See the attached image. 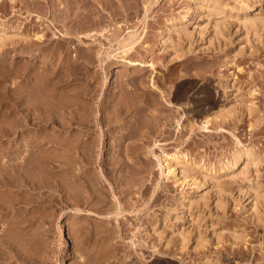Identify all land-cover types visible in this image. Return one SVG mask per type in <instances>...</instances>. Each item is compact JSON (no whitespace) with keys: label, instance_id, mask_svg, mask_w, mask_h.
<instances>
[{"label":"rangeland","instance_id":"rangeland-1","mask_svg":"<svg viewBox=\"0 0 264 264\" xmlns=\"http://www.w3.org/2000/svg\"><path fill=\"white\" fill-rule=\"evenodd\" d=\"M211 1L153 0L146 11L145 0H0V25L44 37L0 42V161L22 158L11 162L24 165L11 180L40 181L34 190L19 185L18 199L31 200L19 199L15 209L0 189L7 200L0 264H264V0ZM59 29L70 33L61 36ZM127 30L138 41L122 52ZM78 32H94L102 45L89 36L78 40ZM76 96L77 111H86L78 116L91 118L93 109L99 124L61 128L41 117L42 105L60 112ZM81 98L93 102L91 110ZM120 105L124 111L116 115ZM56 108L42 111L54 116ZM38 111L39 126L21 123ZM72 133L94 146L82 151L94 160L82 175L95 195L83 182L88 191L80 187V195L91 197L76 195L81 201L64 194L70 178L60 175L71 165L62 148L68 152ZM23 143L36 144L38 160L45 151L60 157L58 164L55 157L45 163L46 153L34 161L32 167L45 163L51 175L42 178L40 164L37 175L33 162L22 161ZM3 170L7 180L12 172Z\"/></svg>","mask_w":264,"mask_h":264},{"label":"bare ground","instance_id":"bare-ground-1","mask_svg":"<svg viewBox=\"0 0 264 264\" xmlns=\"http://www.w3.org/2000/svg\"><path fill=\"white\" fill-rule=\"evenodd\" d=\"M154 1H155V0H154ZM203 1H204L206 4H208V5H212L213 2H214V1H211V0H203ZM152 3H153V0H145L143 6H145L144 8L146 9V11H147L148 7L150 6V4H152ZM214 3H215V2H214ZM54 5H55V4H54ZM215 5H216V4H215ZM216 6H217V5H216ZM218 6H220V5H218ZM221 8H223V6H221ZM75 10H76V9H75ZM73 11H74V10H73ZM77 11H78V9H77ZM31 12H32V11L29 12L30 15H31ZM75 12H76V11H75ZM75 12H74V13H75ZM78 12H79V11H78ZM35 13H36V12H35ZM76 13H77V12H76ZM33 14H34V13H32V15H33ZM77 14H78V13H77ZM40 15H41V14H36L35 17L39 20L40 18H38V17H41V16H42V15H41V16H40ZM37 16H38V17H37ZM42 17H43V16H42ZM41 20H42V19H41ZM48 24H49V23H48ZM249 24H252V21H250ZM21 30H22V29H21L19 26H7V25L5 26V25H0V42L2 41L1 43H3V41H6V39H8L9 41H11V39H9V38H12V39H14V40H15V38H17V40L20 39V41H22V39L25 40L26 38H29V39H27V40H30L31 36H27V35L23 34ZM59 30H60V29H59ZM65 31H66V32H65ZM65 31H64V29H63V30H60V31H58V32H59L58 34H60L61 36H68V35H69L68 33H70V32H69L68 30H65ZM134 31H135V30H134ZM134 31H133V30H127V32H128L127 37L120 39V40H121V41H120V44L123 46V48H122V52H126L128 49L132 48V47L137 43L136 41H138V39L135 38V37H136V32H134ZM55 32H56V31H55ZM75 33H76V32H75ZM101 33H102V32H101ZM41 34H42V32H41L40 34H38V33H34L33 36H32V38H33L34 40H36V39L39 40L40 38H41V39H42V38L44 39V37H42L43 34H42V36H41ZM73 34H74V33H73ZM93 34H94V32H83V33H79V32H78V33L75 34V35H76V37L78 38V40H81V41H82V38H85L86 36L91 37V40L95 41L96 38H95V36H92ZM28 35H29V34H28ZM32 38H31V39H32ZM38 38H39V39H38ZM33 39H32V40H33ZM98 40H99V38H98L96 41H97L99 44H101L102 41L100 40V41H101V42H100V41H98ZM40 41H41V40H40ZM81 41H80V42H81ZM118 43H119V42H118ZM99 44H98V45H99ZM101 45H102V44H101ZM100 47H102V46H99V48H100ZM99 48H98V49H99ZM27 53H28V52H27ZM75 53H76V52H75ZM94 53H95V51H94ZM28 54L31 55L30 53H28ZM100 54H101L100 50H97V52H96L95 55H96V57H97V56H100ZM72 55H75V54H72ZM92 55H93V54H92ZM75 57H76V56H75ZM98 58H100V57H98ZM74 59H75V58H74ZM100 60H101V59H100ZM129 64H139V65H143V64H146V63H145L144 61H141V60H139V61H138V60H129ZM149 64H152V63L150 62ZM39 95H41V94H39ZM39 95H38V96H39ZM80 96H82V95H80ZM43 97H44V96H43ZM51 97H52V96H51ZM51 97H50V98H47V100L50 101V100H51ZM76 97H77V99H78V100H76V101H74L75 99H73V98H71V100H73V102H72L71 100L66 101L67 104H66L65 107H63V106H64V102H62V104H63V105H62V107H63V111L61 110L62 112H61V111H60V112L58 111V109L60 110V107H57V108H56V106H55V107L52 108L51 106H49V105L46 103V104L49 106V107H48L49 110H50V111H49L47 108H46V109L43 108V106H44L45 104L42 105V109H44V110H46V111L48 110L49 112L54 111V109L56 108L57 111L60 113V117H59V115H58V114H59L58 112H57V114H54V116L51 115L52 113H50V115H49V112H48V115H49V116H46L45 114H47V112L42 111V109H41V114H40L41 117L44 118V119H46V117H47L46 120H49L48 117L52 118V119H50V120H52V121L55 122L56 124H59L61 128L64 127L65 125H66V126L72 125V124L74 123V121H77V122L81 123V124H79V123H78V124H79V125H82V126H83V124H84V125H85L84 127H89L91 124H97V123L99 124V123H100V120L102 119V118H101L102 116H101V114L97 115L98 112H96V113H95V112H92V111H94L93 109H92V111H91V114L94 113V116H93V114H92L93 117H92L91 115H89L92 119H91V118H88V117H87V118H85V117L83 118V117H79V116H78L79 113H80V114H79L80 116H81V114H82V116H83V115L86 113V111H85V110L83 111V112H85V113H82V112H78V111H77V109H78V108H77V105L79 104V98H80V97H79V98H78V96H76ZM38 99H39V98H38ZM40 99H43V98L40 97ZM44 99H45V97H44ZM49 99H50V100H49ZM104 99H105V98H103V100H104ZM45 100H46V99H45ZM54 100L56 101V100H59V99H54ZM54 100H52V103H53ZM38 101H41V100H38ZM59 101H60V100H59ZM59 101H58V103H59ZM77 101H78V102H77ZM80 101H81V102H86V101L82 100V98H81ZM89 101H90V100H89ZM89 101H88V104H87V102L84 103V105H83L82 107L84 108V107L87 105V106L85 107V109H87V107L89 108V106H90V110H91V108H92V103H93V102H91V104H90ZM91 101H92V100H91ZM36 102H37V101H36ZM41 102H42V101H41ZM44 102H45V101H43V103H44ZM68 102H69V103H68ZM70 102H72V103L70 104ZM101 102H102V100H101ZM103 102H104V101H103ZM37 103H38V102H37ZM48 103H50V102H48ZM55 103H56V102H54L53 104H55ZM99 103H100V102H99ZM117 103H118V101H117ZM33 104H34V103H33ZM33 104H32V106H33ZM50 104H51V103H50ZM69 104H70V105H69ZM85 104H86V105H85ZM89 104H90V105H89ZM100 104H101V103H100ZM35 105H40V104L38 103V104H35ZM47 105H46V107H47ZM56 105H57V104H56ZM88 105H89V106H88ZM117 105H119V103H118ZM53 106H54V105H53ZM59 106H60V105H59ZM98 106H99V105H98ZM19 107H21V105H20ZM30 107H31V106H30ZM30 107H29V108H30ZM34 107H36V106H34ZM34 107H33V108H34ZM39 107H40V106H37L36 108H38V110H39ZM79 107H80V106H79ZM93 107H95V106H93ZM117 107H118V106H117ZM117 107H115L116 109H114V111L116 112V113H115L116 115H117V113H119V112L121 111L122 108H124V106L121 108V105H120V108L118 107V109H117ZM33 108H31V109L34 110ZM50 108H52L53 110L50 109ZM75 108H76V109H75ZM83 108H82V109H83ZM22 109H23V107H22ZM61 109H62V108H61ZM82 109H81V110H82ZM26 110H27V109H26ZM19 111H20V110H19ZM19 111H18V112H19ZM76 111H77L78 114L76 113ZM87 111H88V110H87ZM117 111H118V112H117ZM123 111H124V110L122 109L121 112H123ZM125 111H127V110H125ZM24 112H27V115H28V112H30V110L23 111V115H25ZM42 112H45V113H42ZM64 112H66V114H65L66 116L64 115V116L62 117L61 115H63ZM111 112H113V111H111ZM39 113H40L39 111H38V113H37V112H36V113L34 112L35 115L29 113V116L26 117V118L24 119V122L22 121V119L20 118V116H19V118H20V121H22L21 123H23V124H24L25 126H27V127H28V125H30V127L32 128V127H34V126H36V125L39 126L38 123H39L40 120L42 119V118H40ZM54 113H56V112L54 111ZM61 113H62V114H61ZM76 114H77V116H76ZM89 114H90V113H89ZM113 114H114V112H113ZM115 114H114V118L112 117V119H115ZM19 115H20V114H19ZM86 115H87V114H86ZM86 115H85V116H86ZM118 116H119V115H118ZM17 117H18V116H17ZM23 117H24V116H23ZM78 117H79V118H78ZM119 117H120V119L122 118L121 116H119ZM19 118L17 119V122H20V121H19ZM81 118H83L84 120L81 119ZM42 120H43V119H42ZM42 120H41V121H42ZM82 120H83V121H82ZM113 121H114V120H113ZM115 121L117 122V120H115ZM120 121H121V120H120ZM45 122H46V121H45ZM121 122H123V120H122ZM15 123H16V122H15ZM15 123H14V124H15ZM119 123H120V122H119ZM17 124H18V123H17ZM17 124H15V125H17ZM75 124H76V123H75ZM117 124H118V123H117ZM124 124H125V123H124ZM19 125H20V124H18V126H19ZM21 125H22V124H21ZM21 125H20V126H21ZM120 125L122 126V123H121ZM126 125H127V124H126ZM126 125H125V126H126ZM20 126H19V127H20ZM22 126H23V125H22ZM22 126H21V127H22ZM56 126H57V125H56ZM66 126H65V127H66ZM91 126H92V125H91ZM91 126H90V127H91ZM96 126H97V125H96ZM27 127H26V128H27ZM57 127H58V126H57ZM98 127H99V126H98ZM100 127H101V126H100ZM126 127H128V126H126ZM66 129H67V128H66ZM66 129H65V130H66ZM123 129H124V126H123ZM27 130H29V129L27 128ZM62 130H63V129H62ZM65 130H64V131H65ZM101 130H102V129H101ZM83 131H84V130H83ZM59 132H60V131H59ZM66 132H67V131H66ZM72 132H73V131H72ZM76 132H77V131H76ZM76 132H75L74 134H76ZM70 133H71V132H70ZM78 133H79V132H78ZM78 133H77V136L80 134V133H79V134H78ZM87 133H88V132H87ZM123 133H124V132H123ZM123 133L121 132V134H123ZM72 134H73V133H72ZM74 134H73V135H74ZM121 134H120V135H121ZM57 135H58V134H57ZM65 135H66V134H65ZM67 135H68V132H67ZM73 135L71 136V137H73V139H70V137L68 136L69 139H67V140H71V141H69V142L67 141L66 144H65V145H66V148H67L66 150H67L68 152L65 151V148H64V147L62 148V149H64V150H63V151H64V154H68V156H67V155H64V154L61 152L62 155L66 156V158L68 159V160L65 159L64 161L62 160L61 162H62V163H63V162H65V163H68V162L71 163V165H68V167L66 166V169H64L65 172L60 173V175L62 174L61 176H63L64 173H65V174H67L68 177L70 178V181H69V180H68V177H67V181H69V185L67 184L68 187H67V186H64V185H63L64 187L61 186L62 188H65V189L68 188L67 190H65L66 192H65V193L63 192V193H64L65 195H66V193H67L66 196L69 197V198H70V197H74V195H75V198L78 197V196L81 194V192H82V191H79V188H80V187L82 188L83 191H84V190L86 191V188L88 189V187H89V185H87L86 183H87L88 181L90 182V180H89V178H88V181H87V179H86L87 182H86V183L84 182V180H85L84 177H83L84 172H83V175H82V171H83L84 168L86 169L87 167H89V166H87V167H84V166H86L87 163H89L90 161H92V160L89 158V157L91 156V154H90V155H87V154L85 155V153H86V152H85L84 155H83V152H82V151H85V150H87L86 148H89L90 146H93L92 144H91L90 146H87L88 143L85 144L86 141L88 140V139L86 140V138H85V136H86L87 134H86V135L83 134V135H84V138H85V143H83V144L81 143V141H79V140L81 139L82 142H83V139H82V138L79 139V137H78L76 140H74V139H75V138H74L75 135H74V136H73ZM80 135H81V134H80ZM125 135H126V134H125ZM125 135H124V136H125ZM53 136H54V137H53ZM77 136H76V137H77ZM33 137H36V136H33ZM57 137H58V136H57ZM57 137H55V134H54V135H52V139H53V138H54V139L51 141V143H50L51 138H50V139L48 138L49 141H48V140H47V141H48L50 144L57 143V142L59 141V140L57 139ZM66 137H67V136H66ZM80 137H83V136H80ZM122 137H123V136H122ZM20 138H21V137H20ZM27 138L29 139V137H27ZM27 138H25V139H26L27 142H28V139H27ZM55 138H56L57 140H55ZM61 138H63V139L61 140V142H63L64 137L59 136V139H61ZM125 138L127 139V135H126ZM25 139H24V141H25ZM35 139H36L38 142H40V141H39L40 139L38 140L37 137H36ZM35 139H34V141H35ZM78 139H79V140H78ZM29 140H31V139H29ZM65 140H66V139H65ZM72 140H73V141H72ZM123 140H124V139H123ZM41 141H42V140H41ZM44 141H45V140H43V144L45 143ZM120 141H122V139H121ZM19 142H20V140H19ZM29 142H32V141H29ZM35 142H36V141H35ZM88 142H89V141H88ZM64 143H65V142H64ZM89 143H90V142H89ZM23 144H25V145L23 146V149H24L26 152L24 151V152H22V153H23V154L25 153V155H23V154H18V157H20V156L23 155V156H22V157H23V160H22V161H25V163L27 162V163H30V164L33 162L34 164L31 165V168L33 169V172H34V173L36 172L37 175L40 174V176H42V178L46 177V176L41 175V174H42V173L45 174V175H46V174H49V172L45 171V169H47V167H48V165H47V167H45V166H46L45 163L49 164V163L52 162L51 159H53V157H55V156H53L52 158H50V156L53 155L52 152H54V151L50 152L51 155H49V153H46L47 151L43 152L44 155H45V153H46L45 157L47 156V157H49L50 159H48L45 163H38V164H37V166H38L39 168L42 167V168H41L42 170H43V166H42V165L45 164V165H44V168H45V169L43 170V172L40 171V169L36 166V168L39 169V172H40V173H39V172L36 170L35 166H34V167H32V166L35 165L36 162H34V161H35L36 159H37L36 161H39V160L42 158V156H44V155H42V153L39 152L40 155H39L38 157H40L41 155H42V156H41L40 159L38 160V158H36V156L38 155V153H37L36 156H34L35 149H33L34 147H37V146H35L36 144L34 143V147H33V148H32L33 145L31 146L32 143H31V144H30V143H28V144L23 143ZM38 144H39V143H38ZM40 144H41V143H40ZM40 144H39L38 146H40ZM43 144H42V146H43ZM58 144H60V143H58ZM58 144H57L56 146H58ZM62 144H63V143H62ZM120 144H121V143H120ZM47 145H48V143H47L45 146H47ZM54 145H55V144H54ZM63 145H64V144H63ZM63 145H62V146H63ZM21 146H22V144H21ZM45 146H44V147H45ZM49 146H50V145H49ZM56 146H55V147H56ZM18 147H19V145H18ZM51 147H52V145L50 146V148H51ZM53 147H54V146H53ZM53 147H52V148H53ZM55 147H54V148H55ZM40 148L44 149L43 147H40ZM57 148H58V147H57ZM93 148H94V146H93ZM17 149H18V150H21V149H19V148L16 147V150H17ZM23 149H22V150H23ZM42 149H41V150H42ZM55 149H56V148H55ZM59 149H60V148H59ZM89 149L91 150L92 147L89 148ZM89 149H88V150H89ZM52 150H53V149H52ZM90 150H89V151H90ZM39 151H40V150H39ZM89 151H87V153H88ZM36 152H37V151H36ZM36 152H35V154H36ZM41 152H42V151H41ZM71 152H74V153L72 154ZM15 153H16V152H15ZM15 153H14V154H15ZM56 153H57V152H55V154H56ZM70 153L73 155V157L69 156ZM248 154H249L248 148L242 150V152H241V155H244L245 158H247ZM48 155H49V156H48ZM57 155H58V154H57ZM57 155H56V156H57ZM62 155H60V156H62ZM238 155H240V153H236V154L234 155V158L237 159ZM14 157H15V156H14ZM14 157L12 156V158H14ZM45 157H44V158H45ZM70 157H71V158H70ZM175 157H176V156H175ZM0 158H1V157H0ZM12 158H11V159H12ZM62 158H64V157H62ZM91 158H92V157H91ZM11 159H10V161H11ZM15 159H16V157H15ZM21 159H22V158H19V159L17 158V160H19V161H14V162H16V163L21 162V161H20ZM55 159L58 160V162H59V160H61L60 157H58V158L55 157L54 160H55ZM92 159H94V158H92ZM0 160H1V159H0ZM41 160L43 161L44 159L42 158ZM41 160H40V162H41ZM54 160H53V162H54ZM56 160H55V161H56ZM66 160H67L68 162H67ZM2 161H3V163H5L4 160H2ZM5 161H6V160H5ZM8 161H9V160H8ZM93 161H94V160H93ZM93 161H92V162H93ZM163 161L165 162V164H167V163H168V158H167L166 156L163 157ZM11 162H13V161H11ZM11 162H9V163H11ZM14 162H13V163H14ZM61 162H60V163H61ZM74 162H76L77 164H76V163L73 164ZM7 163H8V162H7ZM9 163H8V164H9ZM16 163H15V165H16ZM56 163H57V161H56ZM60 163H59V164H60ZM5 164H6V163H5ZM5 164L3 165V164L1 163V161H0V171H2L4 168L8 170V168L5 166ZM8 164H6V165H8ZM11 164H12V163H11ZM18 164H19V163H18ZM18 164H17V165H18ZM20 164H21V163H20ZM22 164H23V162H22ZM39 164H40V165L42 164L41 167L39 166ZM57 164H58V163H57ZM72 164H73V165H72ZM12 165H13V164H12ZM12 165L9 164L10 169H11L12 171L8 170V172H9V171L12 172V174L10 173L11 176L6 177V175H7L8 172L5 171V173H6L5 177L8 178L9 180H8V179H7V180L3 179V178H2V175H3V174H2V172H0V175L2 174V175L0 176V189L4 187V188L7 189V191L4 190V194H6L5 192H7V194L9 193V194H8V195H9V197H8V198H9V200H8V205H7V203H5V205H7L8 207H9L10 205H11V207H13L15 203H19V199H20L21 203H22V201H26L27 199L31 200L27 195H26V198L28 197L27 199L21 197V198H23V199H25V200L21 199L20 197H19V199H18V196H20V195L17 196L18 189L21 188L19 185H21V184L23 185V184H24V186L26 185V186H28L29 189L31 188L32 190H34V189H33L34 186H35L34 184H36V188H37V186L39 185L38 183H40L39 179H38L39 182L36 181L37 183H35V182L31 179V180L34 182V184H32L33 182L30 183V178H32L31 175H28V176H30L29 181L27 180L29 183L25 181L26 179H25V180L23 179V177H24L25 175H24L22 178H21V176H20V179H23L25 182H23V181L20 180V179H18V181H15L13 178L15 177V176H14V173H16L17 168H15V167H16L17 165H16V166H14V165L12 166ZM26 165H27V164H25V167H26ZM90 165H91V163H90ZM3 166H5V167H3ZM9 166H8V167H9ZM11 166H12V167H11ZM23 166H24V165H23ZM23 166L21 167V166L19 165V166H17V167H19V169H21V168H23ZM49 166H50L49 168H51L52 166H53V167L56 166V164L54 165V163H53L52 166H51V165H49ZM20 167H21V168H20ZM25 167H24V168H25ZM27 167H30V165L28 164ZM27 167H26V168H27ZM64 167H65V165H64ZM83 167H84V168H83ZM31 168H30V169H31ZM34 168H35V171H34ZM56 168H57V167H56ZM61 168H62V167H61ZM82 168H83V169H82ZM24 170L26 171V169H24ZM50 170H51V169H50ZM53 170H55V169L53 168ZM57 170H58V169H57ZM3 171H4V170H3ZM18 171H21V170H18ZM22 171H23V170H22ZM22 171H21V172H22ZM25 171H23L22 173H24ZM27 171H28V170H27ZM44 171H45V173H44ZM30 172L32 173V171H30ZM61 172H62V170H61ZM18 173H19V172H17V174H18ZM36 173H35V174H36ZM38 173H39V174H38ZM51 173H55V172H52V171H51ZM35 174H34V175H35ZM57 174H58V173H57ZM12 175L14 176V177L12 178L13 181L11 180ZM15 175H16V174H15ZM21 175H22V174H21ZM49 175H51V174H49ZM55 175H56V173H55ZM55 175H54V177H53V176H51V177L54 178V179H56V177H57V179L60 181L61 179H60L59 176H58L59 174H58L56 177H55ZM7 176H8V175H7ZM18 176H19V175H18ZM43 176H44V177H43ZM84 176H85V175H84ZM5 177H4V178H5ZM26 177H27V176H25V178H26ZM38 177H39V176H38ZM47 177H48V179L51 178V177L49 178V176H47ZM63 177L66 178V176H63ZM63 177H62V179H65V178H63ZM42 178H41V179H42ZM52 178H51V179H52ZM27 179H28V178H27ZM33 179H34V178H33ZM41 179H40V180H41ZM54 179H52L53 182H55V181L57 180V179H56V180H54ZM36 180H37V179H36ZM46 180H47V179H46ZM52 180H51V182H52ZM58 180H57V181H58ZM75 180H76V182H77V180L80 181V184H79V182H78L79 185H75L76 183L73 184V182H74ZM48 181H49V180H48ZM48 181H45V179H44V181H43V182L41 181V183H46V184H47ZM59 181H58V182H59ZM67 181L65 180V181H63V182L66 184ZM83 182H84L88 187H84L85 184H83ZM49 183H50V181H49ZM64 183L61 182V183H59V184L62 185V184H64ZM67 183H68V182H67ZM70 183H71V185H70ZM37 184H38V185H37ZM50 184H51V183H50ZM50 184H47V185L50 186ZM54 184H55V183H53V185H54ZM57 184H58V183H56V185H57ZM59 184H58V185H59ZM89 184L92 185L91 182H90ZM42 185H43V184H41V186H42ZM44 185H45V184H44ZM51 185H52V184H51ZM91 185H90V186H91ZM39 186H40V185H39ZM92 186H93V185H92ZM92 186H91V187H92ZM22 187H23V186H22ZM32 187H33V188H32ZM83 187H84V189H83ZM81 188H80V189H81ZM89 188H90V187H89ZM31 189H30V190H31ZM90 189H91V188H90ZM93 189H94V187H93ZM93 189H91V191H90V190H89V191H90V192H93V191H94ZM1 190H2V189H1ZM1 190H0V191H1ZM19 190H20V189H19ZM22 190H24V189H22ZM20 191H21V190H20ZM87 191H88V190H87ZM87 191H86L85 193H87ZM0 194H1V193H0ZM2 194H3V193H2ZM19 194H21V193H19ZM28 194H29V193H28ZM73 194H74V195H73ZM78 194H79V195H78ZM88 194H89V193H88ZM93 194H94V192H93ZM8 195H7V196H8ZM76 195H78V196H76ZM91 195H92V193H91ZM94 195H95V194H94ZM4 196H5V195H4ZM22 196H23V195H22ZM82 196H89V197H91L90 195H86V194H83ZM82 196L80 195V197H82ZM67 197H66V198H67ZM89 197H88V198H89ZM95 197H96V199L98 198L97 195H96ZM0 198H1V197H0ZM3 198L5 199L6 197H2V198L0 199V214H1V213L3 214V211H4L3 209L5 208L4 203H2L3 200H4ZM86 198H87V197H86ZM86 198L84 197V199H86ZM2 199H3V200H2ZM67 199H68V198H67ZM70 199H72V198H70ZM78 199H79V200H77V198H76V199H72V200H77V201H81V200H83V198L81 199V198H79V197H78ZM80 199H81V200H80ZM5 200H6V199H5ZM5 200H4V201H5ZM6 201H7V200H6ZM17 201H18V202H17ZM27 202H28V201H27ZM27 202H26V203H27ZM76 203H77V202H76ZM20 205H22V204H20ZM20 205H19V206H20ZM23 205H24V204H23ZM27 205H28V203H27ZM27 205H26V206H27ZM29 205H33V204H29ZM29 205H28V206H29ZM7 206H6V207H7ZM17 206H18V204L16 205V207H17ZM24 206H25V205H24ZM13 208H14V207H13ZM10 209H11V208H10ZM14 209H15V208H14ZM6 210H7V209H5V211H6ZM11 210H12V209H11ZM16 210H17V209H16ZM76 210L80 211L81 213L83 212L82 208H79V207H77ZM15 212H16V211H15ZM11 213L13 214V212H11ZM18 213H19V212H18ZM14 214H15V213H14ZM22 215H23V213H22ZM4 216H5V215H4ZM0 218H1V216H0ZM23 218H24V217H23ZM23 218H21V219H23ZM21 219H20V217H19V220H18V221H21ZM1 224H3V222H2ZM4 224H6V223L4 222ZM4 224H3V225H4ZM3 225H2V226H3ZM1 228L3 229V227H1ZM4 228H5V227H4ZM2 229H0V232L2 231ZM4 230H5V229H4ZM4 230H3L2 232H4ZM1 235L3 236L4 234H3V233H0V236H1ZM1 239H2V238H1ZM2 240H3V239H2ZM4 241H6V240H4ZM1 243H3V242L1 241ZM5 243H7V241H6ZM0 245H1V244H0ZM2 246H3V244H2ZM7 246H10V245H8V243H7L6 248H7ZM8 249H11V247H9ZM10 252H11V251H10ZM10 252L7 253V255H9ZM1 253H2V252L0 251V256H1V258H2V255H4L5 253L2 254V255H1ZM5 256H6V255H4V257H5ZM3 259H4V258H3ZM3 259H2V260H3ZM1 263H2V261H1Z\"/></svg>","mask_w":264,"mask_h":264}]
</instances>
